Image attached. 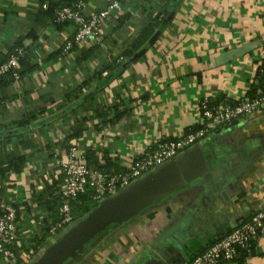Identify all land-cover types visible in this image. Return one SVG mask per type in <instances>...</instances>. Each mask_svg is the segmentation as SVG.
<instances>
[{"label":"crops","instance_id":"obj_1","mask_svg":"<svg viewBox=\"0 0 264 264\" xmlns=\"http://www.w3.org/2000/svg\"><path fill=\"white\" fill-rule=\"evenodd\" d=\"M45 1L60 0H0V61L20 40L32 67L0 87V125L9 132L0 135V167L23 160L20 173L0 177V209L11 204L18 210L15 251L42 234L46 212L35 195H59L63 176L56 157L66 155L70 144L84 160L92 152L101 166H121L152 141L199 123L203 95L234 101L246 93L254 55L264 45V0H86L89 14L113 1L120 11L105 20L99 39L65 52L75 25L53 23L42 13ZM157 17L164 23L158 35L119 62ZM88 93L93 97L84 101ZM28 113L34 118L22 126ZM193 146L206 160L203 172L96 235L68 264L186 262L203 241H217L260 210L264 105L252 119L233 120ZM53 242L48 233L42 252ZM245 262L264 264V231Z\"/></svg>","mask_w":264,"mask_h":264},{"label":"built area","instance_id":"obj_2","mask_svg":"<svg viewBox=\"0 0 264 264\" xmlns=\"http://www.w3.org/2000/svg\"><path fill=\"white\" fill-rule=\"evenodd\" d=\"M47 7L48 2L42 3L41 9H47ZM118 11H120V4L116 1L91 14L86 12L85 1L57 7L54 11L55 21L75 25V34L71 40L66 41L64 51H68L73 45H85L90 39H99L102 24L113 12ZM21 52L22 49L17 50L16 54L0 65V78L17 63ZM123 60L125 59L122 56L118 58L119 62ZM253 60L251 90L248 89L246 93L236 97L233 103L212 104L210 97L203 95L197 106L198 124L201 127L174 137H161L152 141L144 150L132 155L129 161L121 166L109 170L91 167L82 156L77 154V147L70 144L66 155L56 157L63 176L59 191L62 202L59 208V219L49 229L51 236L57 235L72 223L71 203L80 195L90 192L93 202L97 204L154 168L170 161L180 151L192 147L198 141L205 140L214 131L223 129L233 120L252 119L264 105V45L258 48ZM15 77L17 80L21 78L19 74ZM0 211L2 212L0 215V260H3V264H31L40 257L42 249H36L30 241H26L23 249L15 251L14 246L20 232L18 210L11 204H7L1 207ZM263 231L264 205L240 225L232 226L202 254L183 264H237L236 258L240 255L239 251L244 249L250 254L251 245L258 240Z\"/></svg>","mask_w":264,"mask_h":264},{"label":"water","instance_id":"obj_3","mask_svg":"<svg viewBox=\"0 0 264 264\" xmlns=\"http://www.w3.org/2000/svg\"><path fill=\"white\" fill-rule=\"evenodd\" d=\"M157 35L158 32L152 40ZM193 148L194 146L182 156L170 160L172 162L154 168L97 203L83 217L55 235L54 242L47 245L40 257L31 264H68L72 259L78 260L76 251L96 235L127 217L141 213L155 201L190 182L203 172L202 166H206V160L194 152ZM182 263L183 261L176 264Z\"/></svg>","mask_w":264,"mask_h":264},{"label":"trees","instance_id":"obj_4","mask_svg":"<svg viewBox=\"0 0 264 264\" xmlns=\"http://www.w3.org/2000/svg\"><path fill=\"white\" fill-rule=\"evenodd\" d=\"M77 1H86V0H60L58 3H51L50 2V3H48L47 9H42V13H44L47 18L51 19L52 22L57 24V25L67 24V23H57L55 21V18H54V11L57 7L64 6V5H71ZM163 24H164L163 23V17L155 18L152 22L149 23V25L146 28H144L142 30V33L140 34V37L137 39V41L131 43L130 47L128 49H126L120 56L124 57V59L126 61H129L134 56L133 53L135 50L138 51V50L144 48L146 45L149 44L150 39L152 40V38L154 36L153 35L154 31L157 30V32H158L162 28ZM19 49H22L21 55L18 56L17 63L12 68H10L6 73H4L3 76L0 78V87H3L5 85L11 83L13 80H17L15 77L16 74H19L22 77V75L24 73H27L30 69H32L31 66H28V62L26 61V59L28 60L27 51H26V48L21 44L20 40H17L9 50H6L5 53H1V55H3V57H1L2 59L0 61V65L5 63L12 55L16 54L17 50H19ZM91 50H93V48L88 49L87 52L83 55L84 59L90 55ZM108 67L111 71H113L114 68H116L115 69L116 71L119 70V67L117 65L113 66V67H110V65H108ZM250 90H251V88H250ZM92 97H93V93H88L86 95H83L84 101H87ZM210 101L212 104H217L219 102L233 103V101H227L222 96L217 97L215 99H211ZM33 118H34V114L28 113L20 121V124L22 126H25V125L31 123ZM199 127H201V125H199L197 123L196 125L188 128L184 133L189 132V130H197ZM217 131H219V130H216L214 132H217ZM8 134H9V132L5 129V127L3 125H0V135L1 136L3 135L5 138H7ZM92 154H93L92 152H88L87 158L85 160V162L89 166L94 167V168H104L106 170L113 169V168H109L108 166L105 167V166L99 165ZM22 165H23V160L22 159H16L14 162H10L6 166H1L0 167V177H4L9 172L20 173ZM35 198H37L38 201L41 203V205L44 206V209L46 212V215L43 218L44 219L43 222L46 226L44 229H42V234L39 235L38 237H36L35 239H32L33 241L31 240L32 243L34 244L35 248L40 249L42 247V244L45 241V239L49 233V229L51 227V226H48V224H50V222H52V224H54L59 219V216H60L59 208H60V205L62 202V198H61L60 194L57 195L56 199L50 198V197L46 198V195L43 193H41L39 195H35ZM92 204H93V200L91 198L90 192L82 194L76 200L72 201L71 209H72V214H73L74 218L77 215H80V214H83V213H86L87 211H89L93 206ZM12 206L17 208L15 205H12ZM1 214H2V212L0 211V215ZM238 225H240V224H238ZM110 227H112V226H110ZM217 241H203L202 247H198L199 249L196 252L194 251L192 254H189V258L187 259L186 262H189V261L193 260L195 257H197L198 255L202 254L209 246L213 245ZM253 245L254 244H252L250 247L251 253L253 251ZM239 252H240V255L236 258V263L242 264L246 260L247 255H249V254H248V251H246L244 249L240 250ZM183 263H185V262H183Z\"/></svg>","mask_w":264,"mask_h":264}]
</instances>
